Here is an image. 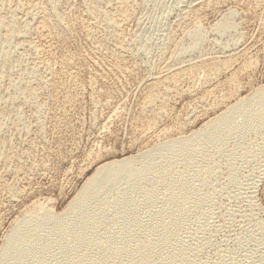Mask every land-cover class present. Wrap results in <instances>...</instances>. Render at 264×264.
<instances>
[{
  "label": "rangeland",
  "instance_id": "obj_1",
  "mask_svg": "<svg viewBox=\"0 0 264 264\" xmlns=\"http://www.w3.org/2000/svg\"><path fill=\"white\" fill-rule=\"evenodd\" d=\"M0 40V252L16 221L62 212L96 166L189 135L264 85V0H0ZM192 148V166L173 158L166 179H144L138 219L185 184L199 201L170 239L186 264H264V129ZM123 187L95 210L92 240L129 221L112 205ZM159 251L146 264H179Z\"/></svg>",
  "mask_w": 264,
  "mask_h": 264
},
{
  "label": "bare ground",
  "instance_id": "obj_2",
  "mask_svg": "<svg viewBox=\"0 0 264 264\" xmlns=\"http://www.w3.org/2000/svg\"><path fill=\"white\" fill-rule=\"evenodd\" d=\"M231 23L229 20L228 22L221 21V23L219 22L216 25L217 28L215 29L218 31H228L233 26ZM195 34L192 30V35L195 36ZM197 37L199 38V36ZM195 38L193 41H195ZM199 40L201 41V37ZM196 42L198 43V39ZM189 46L191 48V45ZM193 46L195 47V45ZM185 48L186 51L183 52H187V49L188 51L190 50L187 47ZM181 49L184 48L182 47ZM178 54H182V52ZM70 59L72 60V58ZM70 59L64 56L62 61L63 65L70 66V63H72ZM233 104L229 108L226 107V110L220 112L216 117L189 135L178 136L155 145L152 144L153 146L151 148L145 151L142 150L135 156L113 159L96 166L88 175L72 201L69 202L66 209L62 210L59 214L51 213L49 210L39 209L30 211L23 217L21 216L22 218H19L20 220L16 221V223L14 222V227H10L11 231L6 238L4 237L5 243L2 246L4 248L0 252V264H47L55 248H58L61 253V257H58L59 264H146L151 254L159 250H164L163 254L165 257L173 263L177 261L179 264H186L180 245H178L179 243L176 244L174 241L173 243L170 236L179 220L182 219L181 221L184 222L183 218H185L187 212L197 203L196 200L198 199L199 201V196L189 192L185 184H179L172 193H169L167 200L162 205L163 208L161 206L160 212L158 213L156 211V216L153 215L155 219L152 217L154 219L153 223L150 222L152 225L148 224L150 226L145 228L146 232L144 235L146 236H143L145 238H140L141 240L137 241L132 237L134 233H132L133 228L131 227L136 225L140 229L144 228L148 221L146 220L147 222L144 224V221L139 220L136 211L140 206H145V199L153 197L152 192L146 187L148 181L144 179L147 176H151L153 171H157L162 179H166L170 166L174 162L173 158H177L184 166H192L193 161L197 159L192 148L194 144L200 149L201 145L220 142L235 132L243 134L248 131L264 129V85L254 89L246 100H239ZM166 153L169 154L164 157ZM142 181L145 186H143ZM121 183H124V187L120 192L118 200L113 202L112 205H117L116 207H118L119 211L128 208L131 213V216H129L130 219H128V222L126 219V221L122 220L121 226L116 231L104 235L103 242L101 241L102 243L96 242L94 239L92 240V237L94 238L97 234V226L100 222L99 220L102 218L101 216L99 219L96 214L99 215L98 211L102 209L96 211L97 213H95V210L109 203L106 200L107 193L110 190L117 189ZM127 215L130 214L127 213ZM125 218L128 217L125 216ZM134 235L137 236L136 234ZM153 235H156V239L152 237V240L151 236ZM131 239L135 241L132 242V245H129V241H133ZM122 240L123 242L126 241V248H124L126 256L124 257L119 254L120 252L117 246L121 244L118 242ZM82 243H85L88 248H86L87 246L84 247L89 250H85L86 253L84 254H80V252L78 254L77 248ZM82 251L84 250L82 249ZM120 251L123 254V250L120 249ZM92 252L95 256L90 257ZM120 257L122 258L120 259ZM124 258H127V260L125 261Z\"/></svg>",
  "mask_w": 264,
  "mask_h": 264
}]
</instances>
